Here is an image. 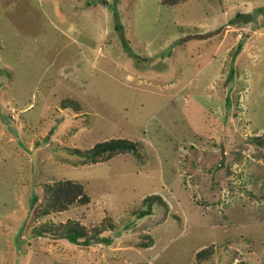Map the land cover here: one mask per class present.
<instances>
[{
	"label": "rangeland",
	"instance_id": "rangeland-1",
	"mask_svg": "<svg viewBox=\"0 0 264 264\" xmlns=\"http://www.w3.org/2000/svg\"><path fill=\"white\" fill-rule=\"evenodd\" d=\"M162 2L0 0V264H264V0ZM112 138L144 163L64 150ZM65 179L91 202L39 216ZM46 221L112 242L35 235Z\"/></svg>",
	"mask_w": 264,
	"mask_h": 264
},
{
	"label": "trees",
	"instance_id": "trees-1",
	"mask_svg": "<svg viewBox=\"0 0 264 264\" xmlns=\"http://www.w3.org/2000/svg\"><path fill=\"white\" fill-rule=\"evenodd\" d=\"M187 2V0H163L164 5L177 6ZM124 36V35H123ZM243 48V43L239 44L236 49V54H239ZM63 108L73 107L75 110H80L81 105L72 100L65 99L62 101ZM255 144L264 145V137L255 136L252 139ZM64 150L70 156L78 157V160L83 164H96L98 162H106L113 157L120 154L130 153L134 155L138 162L144 163L146 158L145 146L141 141H134L123 138H112L105 141L97 142L94 146L87 150L79 148H64ZM39 201V197L34 195L31 200V206L34 207ZM91 197L86 191V187L83 183L74 181L72 179H65L56 181L54 183L44 184V202L41 204L39 216H47L52 213H61L68 210L75 204H89ZM144 209L138 212L140 218L153 214L154 207L156 205L165 206L163 198L159 195L146 196L142 201ZM107 231L106 228H94L93 232L87 229L79 222L68 221L65 224H55L52 221H46L39 228L35 229V235L44 236L50 234L52 236H58L67 238L69 241L82 246H91L97 242V240H103L102 242L111 243L112 240L104 236ZM150 239V236H149ZM152 239L149 242H142L141 246H151ZM213 254V247L202 249L197 253L198 261H204L209 259Z\"/></svg>",
	"mask_w": 264,
	"mask_h": 264
}]
</instances>
